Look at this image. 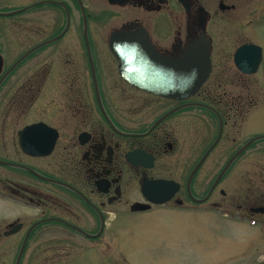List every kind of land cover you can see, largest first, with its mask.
Masks as SVG:
<instances>
[{
  "label": "flooded vegetation",
  "instance_id": "1",
  "mask_svg": "<svg viewBox=\"0 0 264 264\" xmlns=\"http://www.w3.org/2000/svg\"><path fill=\"white\" fill-rule=\"evenodd\" d=\"M21 9L27 10L7 15ZM137 31L173 62L191 43L209 42L210 76L195 95L162 97L122 77L110 39ZM263 88L264 0H0V264L5 246L20 251L30 230L26 247L70 260L79 248L110 245L112 219L159 210L220 213L242 224V235L250 226L242 257L222 263L264 264V257L250 256L264 247V179L249 178L251 193L236 196L226 179L245 151L213 188L252 139L235 151L223 147L236 145ZM214 120L215 140L198 147V132L212 133ZM209 159L220 172L199 178ZM158 181L160 188H147ZM4 201L30 215L5 220ZM18 224L22 229L12 233Z\"/></svg>",
  "mask_w": 264,
  "mask_h": 264
},
{
  "label": "rangeland",
  "instance_id": "2",
  "mask_svg": "<svg viewBox=\"0 0 264 264\" xmlns=\"http://www.w3.org/2000/svg\"><path fill=\"white\" fill-rule=\"evenodd\" d=\"M105 48L108 49L107 43ZM260 77L261 75L256 76V78ZM260 96L262 100H260L257 110L245 123L243 133L238 136L236 145H228L227 142L224 145L221 142V146L233 148L235 151L247 140L264 136V88ZM212 126V133L204 134L203 137H200L198 132V147L204 149L215 140L218 126L215 120ZM221 146L217 147L211 159L222 148ZM211 159L201 169L199 178L210 175L214 179L220 172L222 166L219 165V167L211 163ZM260 169H264V139L256 141L227 174L229 192L234 196L250 194L251 192L247 190L250 184L246 182L249 178L254 182L258 181V183L264 179V170ZM223 186L225 185L223 184ZM0 208L2 209V207ZM30 212L29 208L12 201L3 203L5 220L26 217L30 215ZM205 214L207 216L204 213L184 214L163 210L130 214L112 219L110 245L99 249L89 248L87 252L79 248L76 253L78 256L75 258L54 261L50 259V254L32 243L26 247L20 264H220L225 259L242 257L240 254L241 244L244 243V237H248L249 232H253L254 229L246 225V233L243 236L242 224L237 220H224L221 214L216 212ZM21 221H26L28 224L26 219ZM26 228L18 236L19 243L22 241ZM68 238V241H73V245L77 244L81 248L83 243L86 245L82 239L78 241L76 237ZM19 247L15 244L12 247L5 246L4 264H16ZM256 250L259 253L254 255ZM252 253L251 257H264V247L259 249L254 247L250 250V254ZM246 254L247 252L244 254L245 257L248 256Z\"/></svg>",
  "mask_w": 264,
  "mask_h": 264
},
{
  "label": "water",
  "instance_id": "3",
  "mask_svg": "<svg viewBox=\"0 0 264 264\" xmlns=\"http://www.w3.org/2000/svg\"><path fill=\"white\" fill-rule=\"evenodd\" d=\"M27 9H21L7 15H15L22 13ZM89 47V41L87 40ZM110 49L118 59L120 65V73L122 77L135 87L142 90L157 94L162 97L186 99L195 95L202 85L207 81L211 72L210 62V44L204 38L190 44L184 59L181 62L168 61L162 58L152 47L149 36L144 31L134 33L116 32L111 36ZM244 48L240 49L236 54V63L241 64V55ZM254 71L249 74L255 73ZM30 128L27 130L29 131ZM28 131L26 133H28ZM221 138L219 135L217 141L208 150L206 155L198 163L193 170L190 181L198 172L203 162L210 154L212 149L217 145ZM264 139L259 136L248 141L227 163L220 172L213 188H215L223 176L227 173L234 160L247 150L256 141ZM162 182H151L147 187L160 188ZM146 188V189H147ZM145 189V190H146ZM147 194V193H146ZM163 202V200H154ZM166 201V200H165ZM264 211V209H263ZM23 225L18 224L12 231L17 233L22 229ZM31 230L26 235L21 250L19 252L16 264L21 263Z\"/></svg>",
  "mask_w": 264,
  "mask_h": 264
}]
</instances>
